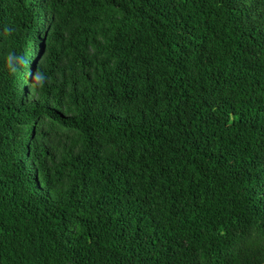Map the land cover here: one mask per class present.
Listing matches in <instances>:
<instances>
[{
	"label": "trees",
	"instance_id": "obj_1",
	"mask_svg": "<svg viewBox=\"0 0 264 264\" xmlns=\"http://www.w3.org/2000/svg\"><path fill=\"white\" fill-rule=\"evenodd\" d=\"M0 264H264V0H0Z\"/></svg>",
	"mask_w": 264,
	"mask_h": 264
},
{
	"label": "clouds",
	"instance_id": "obj_2",
	"mask_svg": "<svg viewBox=\"0 0 264 264\" xmlns=\"http://www.w3.org/2000/svg\"><path fill=\"white\" fill-rule=\"evenodd\" d=\"M20 62H22L21 57L9 54V56L7 58V65H8V68L10 71L15 72L17 64H19ZM35 79L37 82H39L42 85L44 80H45V76L43 73H40V74L35 76Z\"/></svg>",
	"mask_w": 264,
	"mask_h": 264
}]
</instances>
